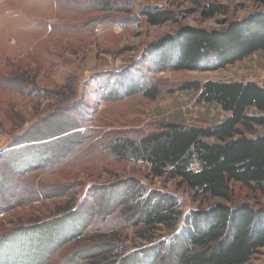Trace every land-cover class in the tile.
Segmentation results:
<instances>
[{
	"label": "rangeland",
	"instance_id": "1",
	"mask_svg": "<svg viewBox=\"0 0 264 264\" xmlns=\"http://www.w3.org/2000/svg\"><path fill=\"white\" fill-rule=\"evenodd\" d=\"M109 1L123 2L0 0V264H90L84 257L96 251V237L111 233L120 236L124 254L137 252L119 264H152L131 222L105 198L120 194L118 182L131 177L148 190L177 197L182 213L224 203L196 201L174 182L151 179L144 165L116 161L107 144L122 134L141 137L169 123L205 127L225 116L199 105L197 93L178 91L184 82L264 87V50L210 71L152 72L146 57L182 27L222 30L264 7L255 0H218L226 14L208 19L190 13L180 0H125L130 15L123 20V6L104 10ZM146 6L171 9L175 22L148 25L139 16ZM138 69L157 85L158 98L108 101L106 91L127 86ZM21 137L25 145L13 146ZM231 192L227 205L264 207V194L235 183ZM68 208L69 218L58 220ZM37 221L43 226L12 233ZM166 237L161 229L153 241ZM247 264H264V248Z\"/></svg>",
	"mask_w": 264,
	"mask_h": 264
},
{
	"label": "trees",
	"instance_id": "2",
	"mask_svg": "<svg viewBox=\"0 0 264 264\" xmlns=\"http://www.w3.org/2000/svg\"><path fill=\"white\" fill-rule=\"evenodd\" d=\"M217 1L180 0L182 5L190 6V13H200L208 19L226 14V7ZM255 1L264 7V0ZM103 5H108L104 10L109 11L116 5L123 6L121 19L129 20L127 1ZM139 16L150 26H161L175 22L176 13L146 6ZM262 50L264 10L231 22L222 30L182 27L155 49L150 48L146 57L152 60V72L210 71ZM142 74L138 69L137 74L128 76L127 86L106 91L107 100L133 95L156 100L159 88L147 75L139 76ZM24 85L27 91L32 83ZM178 91L197 93L199 105L217 108L225 116L205 127L169 123L141 137L118 135L108 142L107 151L116 161L144 165L151 179L174 182L196 201L219 199L224 203L182 213L177 197L148 190L131 177L118 182L121 193L107 195L110 201L106 204L118 206L122 219L131 222L134 239L145 243L140 251L154 260L152 264H247L264 248V207L226 203L231 198L232 183L264 194V87L254 82L191 81L182 83ZM20 140L22 137L13 146H24ZM65 212L69 215L73 209L59 215ZM64 216L54 220L69 218ZM37 223L12 233L39 227L41 223ZM161 229L169 237L153 241ZM94 241L96 251H87L84 257L90 264L125 263L137 253L124 254L126 247L115 233L108 238L97 236Z\"/></svg>",
	"mask_w": 264,
	"mask_h": 264
}]
</instances>
